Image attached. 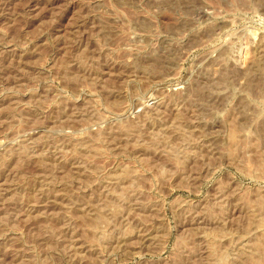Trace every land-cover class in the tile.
I'll list each match as a JSON object with an SVG mask.
<instances>
[{
    "label": "rangeland",
    "instance_id": "1",
    "mask_svg": "<svg viewBox=\"0 0 264 264\" xmlns=\"http://www.w3.org/2000/svg\"><path fill=\"white\" fill-rule=\"evenodd\" d=\"M0 264H264V0H0Z\"/></svg>",
    "mask_w": 264,
    "mask_h": 264
}]
</instances>
